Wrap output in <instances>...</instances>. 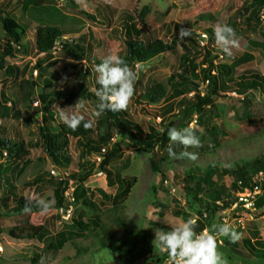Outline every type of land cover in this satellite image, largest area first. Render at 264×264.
I'll return each mask as SVG.
<instances>
[{
  "label": "rangeland",
  "instance_id": "obj_1",
  "mask_svg": "<svg viewBox=\"0 0 264 264\" xmlns=\"http://www.w3.org/2000/svg\"><path fill=\"white\" fill-rule=\"evenodd\" d=\"M251 0H56L55 6L58 11L53 10L39 11L31 6L25 8L22 0H0V11L6 12L12 21L14 27L22 30L23 42L26 50L15 58H9L11 65L20 69V74L24 76L12 77L6 84L1 83L5 77L0 74V134L6 138L23 140L30 148V155L25 158L26 162H20L17 166L12 164L11 170H6L9 165L6 153L0 151V167L2 185L0 189V213L9 210L17 203L18 198L10 196V188L6 186V180L9 184L12 182L21 198L29 200L51 201L54 204L53 188H47L45 191H37L35 186H28L38 178L57 179L65 178L66 173L77 170V163L80 160V148L76 140H71L69 154L73 158V164L67 171L56 169L55 163L48 157L40 142L39 129L37 123H42L41 115L33 123L27 122L28 108L23 103L20 93V82L22 79H30L37 83L36 95L47 94L51 91L65 89L70 84L84 82L88 86L94 85L97 80L95 66L99 61L108 55H117L124 57L127 53L125 34L122 32V13L123 11L140 12L145 6L149 7L147 23L154 37L163 39L168 43L177 46L178 52L194 53L200 50L204 45L216 44L215 40L210 39L204 34L206 28H213L226 24L230 19L239 22L243 20L236 16L238 9L246 7ZM74 2L78 4L75 7ZM109 4L116 9L114 19L109 23L100 24L90 21L81 10H86L90 14H95L96 4ZM263 22L260 26L254 28L241 25L239 30L235 31L238 39V47L232 49L237 55L249 54L253 56L250 60H242L236 64L237 72L242 73L248 70H255L264 76V50L252 47L249 39L262 41L261 32L264 30V10L261 11ZM54 24L61 28L75 30L67 35L71 38H84L86 44L92 45L93 53L88 60L78 66L74 62L59 52H54L50 57H43L44 62L39 66V55L34 45V32L38 26L44 24ZM26 24H30L27 28ZM181 28H187L196 31V35L184 40L178 39ZM4 30L0 25V38ZM206 36V37H205ZM200 46V47H199ZM222 58V57H221ZM202 55L198 57L201 62ZM216 62L223 64H232L231 59H218ZM143 65L146 67L143 68ZM138 75L135 82V88L138 93L144 92L148 86L166 80L170 75L178 72L179 62L177 56L172 53L162 54L147 64H138ZM88 67L90 74L85 73ZM200 85V90L204 91L206 83L202 78L196 79ZM50 81L52 84H47ZM193 94L189 95L192 96ZM6 99V100H5ZM252 105L247 106L243 96L235 93H221L215 98V107L213 113L215 117L212 120L213 125L221 128L225 133L218 136L207 133L201 122L199 115L194 114L184 120H177L175 127L183 129L184 126L191 125L198 130V136L201 139V147L212 146L220 143L222 147L217 149L221 161L231 163L241 160L247 156L264 154V136L252 138L261 131L264 132V90L254 91L251 97ZM38 100V99H37ZM36 100V101H37ZM35 101V102H36ZM8 102V103H6ZM33 103L34 106H38ZM78 102V101H77ZM76 102V103H77ZM88 111L84 113L86 119H93L95 123L98 119L92 113L96 110L98 101H84ZM75 103V104H76ZM6 105V108L2 106ZM52 110L58 112V123L61 111L67 113L77 112L74 106L57 103ZM149 105L141 106L137 103L136 95H133L128 105V110L133 119L142 127L144 131H149L154 126L159 131L163 127L159 125L161 119L149 113ZM241 138H247V143L240 144L237 152H232V146ZM252 138V139H251ZM121 141L124 146V158L111 168L114 173L121 178L126 176H137L138 181L129 197L123 202L122 206L115 209L114 215L120 216L126 222L127 230H135L138 233L137 248L135 250L136 258L120 259L119 254L115 252L110 245L117 241L123 231L120 226L104 221L100 229L101 239H96L99 245H90L91 234H87L81 239L87 245L88 249L84 251V256L76 257V250L73 245H67L65 248L54 251L47 250L49 242L43 241L41 244L36 242L15 240L9 235H2L0 239V264H155L153 263L162 253L155 247L156 232H167L171 226L179 225L185 222L182 217L175 215L174 211L181 207L196 219L200 216L198 210L200 206L194 205L190 210L186 202V191L184 190L181 179L174 178V172L167 170L169 179L164 180L159 173H155L151 164V155L145 152H134L128 145L131 143L130 137L117 132L114 141ZM242 151V152H241ZM98 156L91 155L86 158L89 162H100ZM202 164H208L211 160H220L219 156L211 158L209 154H204L199 159ZM22 171L18 173V171ZM58 168V167H57ZM251 172V168H250ZM230 179H227V184ZM90 188L87 203L74 201L73 192L75 185L66 193L68 206L63 208H52L48 212L26 213L18 216L16 219L0 216L1 222L5 228L21 223L46 224L55 235L59 231L66 229L73 224L74 219L78 217L88 218L93 214H101L107 209L114 208L112 201L102 198L96 188L104 189L108 194L114 196L118 192L117 187L108 185L107 175L104 172H95L83 185ZM235 191L231 190L229 195L230 208L221 211L212 217L207 215L205 220L211 227L217 223H228L237 232L239 239L232 243L227 237H217L220 244V251L223 253V259L226 264H264V261L253 258L243 240L249 238L253 240L264 241V213L257 215L255 212L243 210L241 205L236 204ZM8 204V206L6 205ZM224 205V202H223ZM225 215V216H223ZM99 233V234H100ZM93 235V234H92ZM97 236V234H95ZM81 241V242H82ZM106 244L107 246H104ZM36 246V248L34 247ZM31 247L32 249H29ZM42 250V251H40ZM41 254V260L38 263L32 261L33 252Z\"/></svg>",
  "mask_w": 264,
  "mask_h": 264
},
{
  "label": "trees",
  "instance_id": "obj_2",
  "mask_svg": "<svg viewBox=\"0 0 264 264\" xmlns=\"http://www.w3.org/2000/svg\"><path fill=\"white\" fill-rule=\"evenodd\" d=\"M22 1L27 9L33 6L35 10L39 8V11H58L55 6L56 0ZM74 5L78 8V4L74 2ZM96 5L95 14H90L86 10H81V13L92 22L111 24L116 9L105 3ZM262 10H264V0H251L246 7L237 10L236 16L241 17L243 20L238 22L237 19L229 18L226 24L230 25L235 31L239 30L241 25L256 28L263 22L261 18ZM148 14V6H145L140 12L123 11L121 17L122 32L126 38L127 53L122 58L135 69L138 64H147L165 53H172L177 56L180 69L178 72L173 73L166 80L148 86L142 93H138L136 88L134 92L137 103L141 106L146 107L149 105L153 107V110L148 108L145 111H149L150 114L161 119L159 125L163 127L162 131L154 126H151L149 131H144L133 119L128 109L119 112L107 111L103 114V118L94 123L92 129L85 130L81 125L76 131H72L64 123H58V112L52 110L51 107L57 103H61L62 107L65 105L74 106L79 99L82 101H98L94 95V90L99 88L97 82L91 86L84 82L73 83L65 89L51 91L39 96L36 95L37 83L35 81L22 79L20 82L21 98L28 108L27 122L33 123L41 115L42 123H37L41 146L55 163V166L61 171L70 169L73 164V158L69 154L71 140H76L77 146L81 150L77 170H72L71 173L67 172L65 178L60 180L54 176L48 179L38 178L28 186H35L37 191H45L47 188L54 189L52 198L54 204L49 210L68 206L66 193L73 185H75L74 201H81L90 205L91 203H89L87 197L90 188H85L83 185L95 172H104L107 175L108 185L117 187L118 192L112 196L102 188H96V191L100 193L102 198L112 201L114 208L107 209L101 214H93L88 218L78 217L74 219L73 224L55 235L51 234V230L46 224L28 222L5 228L0 219V239L2 235L6 234L15 240L37 241L39 244L47 240L49 244L46 249L54 251H59L67 245H73L76 250L75 256L82 257L88 246L81 239L85 238L87 234H91L90 238L93 240L90 245H99L96 239L102 241L100 229L104 221H107L120 226L123 231L122 235L110 247L119 254L120 259H128L129 262L135 259L138 233L135 230L128 231L124 219L114 215L115 209L122 206L138 181L137 176L121 178L111 168L124 158L123 143L120 140L114 141L117 132L130 137L131 143L128 147L134 152H145L151 155L154 172L159 173L164 180L169 179L167 170L174 172L175 179H181L186 191V202L189 209L193 210L194 205L197 204L200 206L198 210L200 216L195 219L198 225L197 232H202L204 229L211 227V224H207L205 220L206 215L210 214L214 217L221 211L230 208V192L231 190L242 189L239 185L240 181L242 187H249L253 176L261 171L264 172V154L247 156L232 163L234 166L230 167L231 163L221 161L222 156H220L217 149H220L222 145L218 142L205 148L187 149L198 154L195 160L179 155L184 151V148L176 144L171 146L177 156L172 157L169 155L170 139L168 129L176 128L175 122L177 120H184L197 114L199 117H203L201 122L207 133L216 136L224 134L225 132L221 128L212 123L215 117L213 113L215 98L220 96L221 93L235 92L243 96L247 106L251 107L253 92L264 90V76L255 70L238 73L236 64L242 60H250L253 56L249 54L237 55L233 52L232 56H227L220 47L215 45H204L194 53L185 52L180 54L175 44L153 36L147 23ZM11 20L6 12L0 11V25L4 30V34L0 38V74L5 77L1 81L2 85L6 84L12 77L24 76V73L20 74L19 67L8 62L9 58H15L26 50V46L22 44V30L19 27H14ZM26 27L29 28L30 24H26ZM74 31L49 23L38 26L34 32V45L40 57L39 66H42V62H44L43 57H50L54 52H59L69 58L75 66L88 60L93 53V47L86 44L85 39L82 37L68 38L67 35ZM205 31L210 41L215 40L213 28H206ZM193 35H196V31L193 32ZM261 35L263 37L262 41L249 39V43L252 47L264 50V30ZM200 55H202V59L201 62H198ZM221 57L231 59L232 64L216 62L218 59H222ZM88 72V67H86L85 73ZM200 78L203 79V83L207 84L204 91L199 89L200 85L196 80ZM47 84L51 85L52 83L47 81ZM191 94L193 95L189 96ZM37 99L39 105L34 106L33 103ZM2 107L6 108V105ZM185 127H188V125ZM259 136H264V132L261 131L252 138ZM247 141V138L239 139L232 146V152H237L236 149L239 148L240 144H245ZM0 151L6 153L7 161L14 164V166L22 161L24 164L28 163L24 159L30 155V148L23 140L6 138L0 134ZM205 153L209 154L211 158L218 155L220 160H211L204 165L199 159ZM91 155L101 158L100 162L86 161V158ZM10 163L6 166V170H11L12 164L10 165ZM1 170L0 167V175ZM7 179L5 182L6 186L10 188V196L16 197L18 200L14 207L1 212L0 216L16 219L26 213L42 212L36 203L38 200L21 198L15 184L12 182L9 184L10 177ZM227 179H230L229 184H227ZM1 183L2 180L0 179V189ZM218 201L224 202V205H218ZM6 205L8 206L7 203ZM26 205L31 208L28 212L25 211ZM174 213L185 221L191 218V215L181 207H176ZM262 213H264V194L256 202V214L260 215ZM243 243L253 258L264 261V241H252L245 238ZM104 246L107 245L104 244ZM34 247L36 248V246ZM29 249L32 248L29 247ZM40 253L33 252L32 261L34 263L41 260ZM165 258H167V255L162 253L153 263L157 264Z\"/></svg>",
  "mask_w": 264,
  "mask_h": 264
},
{
  "label": "clouds",
  "instance_id": "obj_3",
  "mask_svg": "<svg viewBox=\"0 0 264 264\" xmlns=\"http://www.w3.org/2000/svg\"><path fill=\"white\" fill-rule=\"evenodd\" d=\"M214 36L215 42L220 46L222 52L227 56H232V49L238 47L235 30L230 25L224 24L215 27ZM191 37H193L192 30L180 29L178 39L184 40ZM138 68L137 65L134 69L124 58L117 55H108L95 66V72L98 74L96 82L99 85V88L94 90V95L98 99L96 110L92 113L95 118H100L107 111L119 112L128 108L135 92ZM37 101L39 102V100ZM75 108L77 112L61 111L59 113L61 122L72 131H76L81 125L85 130L92 129L95 121L86 119L84 115L88 111L86 103L79 99ZM168 137L170 139L168 148L170 156H177L171 146L176 144L184 148V151L179 155L191 160L197 159L196 152L187 150L201 147V139L197 135V130L191 125L183 129L174 127L168 129ZM56 169L59 170L57 167ZM36 203L45 213L53 206L51 201L44 199H40ZM30 210L31 208L26 205L25 211ZM197 227L196 220L189 218L182 224L171 226L167 232H156L154 245L161 253L167 255L170 264H226L217 237H227L232 243H235L239 239L235 229L228 223H217L213 225L210 232H197Z\"/></svg>",
  "mask_w": 264,
  "mask_h": 264
},
{
  "label": "built area",
  "instance_id": "obj_4",
  "mask_svg": "<svg viewBox=\"0 0 264 264\" xmlns=\"http://www.w3.org/2000/svg\"><path fill=\"white\" fill-rule=\"evenodd\" d=\"M38 103H39L38 101L35 102L36 105H38ZM53 173L56 174L57 169H54ZM239 185L242 189H238L234 193L236 195L235 196L236 204L237 205L240 204L243 210H247L249 212H255L256 202L258 198L264 194V172L261 171L258 174L254 175L251 185L249 187H242L241 181L239 182ZM217 204L223 206L222 201H218ZM203 231H208V228L204 229ZM157 264H170V261L168 260V257H167L161 262H158Z\"/></svg>",
  "mask_w": 264,
  "mask_h": 264
},
{
  "label": "crops",
  "instance_id": "obj_5",
  "mask_svg": "<svg viewBox=\"0 0 264 264\" xmlns=\"http://www.w3.org/2000/svg\"><path fill=\"white\" fill-rule=\"evenodd\" d=\"M9 163H10V162H9ZM22 169H23V167L21 168V171H22ZM21 171H20V172H21ZM18 172H19V171H18Z\"/></svg>",
  "mask_w": 264,
  "mask_h": 264
},
{
  "label": "water",
  "instance_id": "obj_6",
  "mask_svg": "<svg viewBox=\"0 0 264 264\" xmlns=\"http://www.w3.org/2000/svg\"><path fill=\"white\" fill-rule=\"evenodd\" d=\"M146 67V65H143V68Z\"/></svg>",
  "mask_w": 264,
  "mask_h": 264
}]
</instances>
